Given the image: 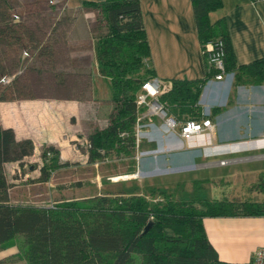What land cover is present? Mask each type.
<instances>
[{"label": "trees", "instance_id": "trees-1", "mask_svg": "<svg viewBox=\"0 0 264 264\" xmlns=\"http://www.w3.org/2000/svg\"><path fill=\"white\" fill-rule=\"evenodd\" d=\"M1 1L0 81L8 85L0 86V100L10 101L26 94L19 78L20 66L24 65L21 55L25 51L32 55L36 46L48 48L57 42L56 37L44 44L31 38L33 30L25 22L35 21L15 24L10 14L12 2ZM192 3L203 51L211 42H224L226 72L235 77L234 91L245 82L263 84L264 58L238 66L225 19L211 21V13L223 8V0ZM82 6L97 11L108 28L97 40L96 56L100 74L111 82L115 105L109 124L89 137V160H104L111 153L135 158L136 125L140 111H144L138 109L137 98L144 83L156 77L140 1H84ZM40 22L48 26L47 31L52 26L58 31V23L63 21ZM208 71L203 80L170 81L171 90L159 99L170 118L181 123L206 118L199 106L200 97L206 84L218 74L209 65ZM220 111L214 109L213 114ZM33 152L31 141L17 142L12 130L0 126V248L19 246V257L26 264H229L220 260L211 244L204 219L264 216V202L247 199L236 204L224 197L198 200L197 207L196 201H176L165 191L160 192L163 199L154 203L143 195L132 194L65 200L48 206L12 204L5 165L19 162L23 167V160ZM42 160L41 180L48 182L51 171L61 166L59 150L45 147ZM258 178L253 187L264 194V172Z\"/></svg>", "mask_w": 264, "mask_h": 264}, {"label": "crops", "instance_id": "crops-1", "mask_svg": "<svg viewBox=\"0 0 264 264\" xmlns=\"http://www.w3.org/2000/svg\"><path fill=\"white\" fill-rule=\"evenodd\" d=\"M84 1L103 0H72L69 3L76 7ZM139 1L155 78L165 82L207 78L208 65L199 41L192 0ZM223 2V8L211 13L210 18L213 23L225 19L238 66L264 58V1ZM46 9L52 11L46 7L43 12ZM65 22L58 23V31H54L57 26L49 27L47 31L48 26L42 22L25 23L33 30L29 34L31 38L44 44L50 43V38L58 40L61 36V42L55 40L58 44L52 42L54 46L48 48L36 46L29 58L25 51L20 57L24 65L23 68L20 66L19 78L26 94L10 101L0 100V126L12 130L17 142L31 141L34 145V152L23 160V167L19 162L5 165L11 186L10 202L15 205L23 201L13 200L12 191L17 190L20 194L18 189L28 190L50 183V180H41L42 152L47 146L59 150L61 164L80 162L92 168L99 165L98 160L90 162L88 154L85 161L78 160L83 159V154L78 147L82 144L77 142L85 132L91 131L90 121L96 115L108 113L114 107L108 103L100 106L84 103L76 96L83 91V83H87V75L80 70L83 55L71 54L65 43L84 42L88 38V28L81 19ZM14 23L19 22L16 20ZM90 67L91 63L88 65L89 73ZM89 76L93 78L91 86H94L93 80H101L104 87L99 89H109L111 82L108 78L99 73ZM234 84L235 77L230 74L221 82L210 80L203 89L199 106L202 115L214 125L212 132L186 141L177 130L170 129L165 120L151 119L152 126L145 129V135L151 138L153 133L168 142V146L161 145V150L155 155H173L165 165L185 163L192 164L190 169H198L197 166L205 161L264 156V83L245 82L235 91ZM4 85L8 83L0 81V86ZM214 109L221 111L214 115ZM90 136L85 137V142ZM155 155L141 162L139 169L148 170ZM196 160L201 161L195 164ZM64 169L66 167H61L58 171ZM204 227L223 262L252 264L254 254L264 250V216L208 217L204 219ZM19 255L17 245L0 248V264H26Z\"/></svg>", "mask_w": 264, "mask_h": 264}, {"label": "rangeland", "instance_id": "rangeland-1", "mask_svg": "<svg viewBox=\"0 0 264 264\" xmlns=\"http://www.w3.org/2000/svg\"><path fill=\"white\" fill-rule=\"evenodd\" d=\"M10 1L14 8L10 14L18 22L22 20L39 22L42 19L61 20L63 22L78 19L85 21L88 28V38L79 44H76L77 41H67L65 43L68 51L71 50V54L83 55L80 62L82 69L80 68V70H83V73L87 75L85 81L87 83H83V91L77 93L76 96L84 103H93L97 106L108 103L115 107L111 84L108 90L106 88L101 90L99 88L104 87L101 80L97 82L93 80L94 86H91L93 78L89 76L90 74L92 76L97 73L100 74L96 56L97 40L108 32L101 15L95 10L85 9L82 5L70 6L69 2H72V0ZM1 6H4V4L0 0V8ZM46 7L51 8L52 11L46 9L43 12V8ZM38 13H43V17ZM6 16H9L7 10ZM20 16L22 17L20 18ZM60 38L56 40L59 43L61 42ZM89 63H91L90 73L88 70ZM112 112L113 110L96 115L90 121L91 131L85 132V136L83 135L80 141L77 142L78 145L82 144L78 147L83 154V159L77 158L78 160L85 161L86 155H90V148L87 143L89 141L85 142V137L90 136L96 130L105 128L110 122ZM148 136L143 134V139L139 144L137 143L135 158L119 157L111 153L104 160L100 159L97 168L82 165L80 162L77 164L64 163L69 164L67 167L60 163L61 167H66V169L61 171H58V168L52 170L48 185H37L28 190L18 189L20 194H17V190L14 193L12 191L11 198L13 200L18 198L23 201L22 203L19 202L18 205L48 206L65 200H84L96 196H129L134 194L143 195L154 203L163 199L160 192L165 191L176 201H196L197 207H200L198 200L207 199L212 201L224 197L236 202V204L247 199L264 202V194L259 193L253 187L258 182L259 174L264 172V156L235 158L225 161H205L197 166L198 169H190L189 167H192V164L184 165L185 163L165 165L173 155L155 154L161 150L162 146H168V142L160 140L161 138H157L158 135L155 136L153 133L150 135L151 138ZM151 155L156 156L152 162H149L153 165H149L148 170L139 169L141 162ZM197 161L201 160H196L195 164ZM252 164L255 165L249 166ZM137 175L140 176L137 177ZM196 181L199 183L195 185Z\"/></svg>", "mask_w": 264, "mask_h": 264}, {"label": "built area", "instance_id": "built-area-1", "mask_svg": "<svg viewBox=\"0 0 264 264\" xmlns=\"http://www.w3.org/2000/svg\"><path fill=\"white\" fill-rule=\"evenodd\" d=\"M264 1V0H254ZM206 60L210 70H215L218 74L212 79L214 81H224L230 74L226 72L225 65V45L223 41L211 42L208 44L206 51ZM28 54H26L27 56ZM172 88L171 82H165L159 78L148 80L142 86V92L137 98V107L140 111L136 125V138L137 143L141 142L142 135L145 134V129L152 126L151 119L154 117L165 120L167 126L173 131H178L183 140L189 141L204 133L213 131L214 125L209 118H204L201 121L189 120L186 122H176L170 118L169 113L166 111L164 105L160 104L159 99L170 91ZM149 123H146L147 121ZM88 143V147L91 145ZM144 154L142 153V156ZM252 264H264V250H258L254 256Z\"/></svg>", "mask_w": 264, "mask_h": 264}, {"label": "bare ground", "instance_id": "bare-ground-1", "mask_svg": "<svg viewBox=\"0 0 264 264\" xmlns=\"http://www.w3.org/2000/svg\"><path fill=\"white\" fill-rule=\"evenodd\" d=\"M140 176V175H139ZM138 175H137V177H139Z\"/></svg>", "mask_w": 264, "mask_h": 264}]
</instances>
